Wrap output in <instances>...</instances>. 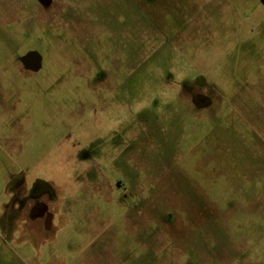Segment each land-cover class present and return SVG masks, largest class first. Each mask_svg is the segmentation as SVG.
<instances>
[{
    "label": "rangeland",
    "instance_id": "rangeland-1",
    "mask_svg": "<svg viewBox=\"0 0 264 264\" xmlns=\"http://www.w3.org/2000/svg\"><path fill=\"white\" fill-rule=\"evenodd\" d=\"M0 264H264V0H0Z\"/></svg>",
    "mask_w": 264,
    "mask_h": 264
},
{
    "label": "flooded vegetation",
    "instance_id": "flooded-vegetation-1",
    "mask_svg": "<svg viewBox=\"0 0 264 264\" xmlns=\"http://www.w3.org/2000/svg\"><path fill=\"white\" fill-rule=\"evenodd\" d=\"M196 103L204 102L206 99L202 94H196ZM29 214L33 220L43 222L46 228H49V220L51 215L47 211L46 205L42 202H35L30 205Z\"/></svg>",
    "mask_w": 264,
    "mask_h": 264
},
{
    "label": "water",
    "instance_id": "water-1",
    "mask_svg": "<svg viewBox=\"0 0 264 264\" xmlns=\"http://www.w3.org/2000/svg\"><path fill=\"white\" fill-rule=\"evenodd\" d=\"M44 6H47L51 0H39ZM23 68L27 71L36 72L41 66V57L37 51H28L19 58Z\"/></svg>",
    "mask_w": 264,
    "mask_h": 264
}]
</instances>
